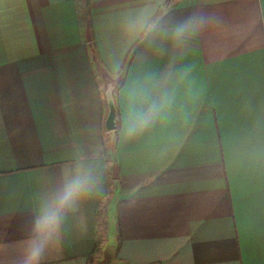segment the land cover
Instances as JSON below:
<instances>
[{
	"label": "crops",
	"instance_id": "crops-1",
	"mask_svg": "<svg viewBox=\"0 0 264 264\" xmlns=\"http://www.w3.org/2000/svg\"><path fill=\"white\" fill-rule=\"evenodd\" d=\"M83 6L0 0V264H22L43 199L81 161L99 189L39 264H264V0ZM145 8L207 22L150 46L124 30ZM165 72L171 103L128 136L126 86Z\"/></svg>",
	"mask_w": 264,
	"mask_h": 264
},
{
	"label": "clouds",
	"instance_id": "clouds-1",
	"mask_svg": "<svg viewBox=\"0 0 264 264\" xmlns=\"http://www.w3.org/2000/svg\"><path fill=\"white\" fill-rule=\"evenodd\" d=\"M207 22L203 15H193L184 20L156 22L148 8L130 16L124 25L128 37L143 36L148 45L164 38L174 46H183ZM162 50V49H161ZM170 72L157 76L145 73L130 80L126 86L127 135H136L152 126L171 103L167 87ZM101 176L95 167L86 162H77L73 173L63 184L47 195L34 219L31 235L25 241L22 264H39L45 250L58 233L67 211L98 191Z\"/></svg>",
	"mask_w": 264,
	"mask_h": 264
},
{
	"label": "water",
	"instance_id": "water-1",
	"mask_svg": "<svg viewBox=\"0 0 264 264\" xmlns=\"http://www.w3.org/2000/svg\"><path fill=\"white\" fill-rule=\"evenodd\" d=\"M109 107H110V113L107 121V127L109 129H114L116 126L115 116H116V107L113 99L109 98Z\"/></svg>",
	"mask_w": 264,
	"mask_h": 264
},
{
	"label": "rangeland",
	"instance_id": "rangeland-1",
	"mask_svg": "<svg viewBox=\"0 0 264 264\" xmlns=\"http://www.w3.org/2000/svg\"><path fill=\"white\" fill-rule=\"evenodd\" d=\"M89 0H80V2L84 5L83 8H86Z\"/></svg>",
	"mask_w": 264,
	"mask_h": 264
}]
</instances>
